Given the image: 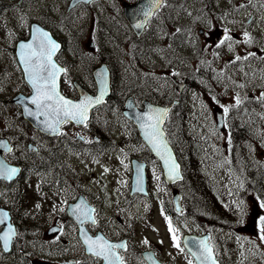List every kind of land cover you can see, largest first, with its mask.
Segmentation results:
<instances>
[{
    "label": "rangeland",
    "instance_id": "374dc122",
    "mask_svg": "<svg viewBox=\"0 0 264 264\" xmlns=\"http://www.w3.org/2000/svg\"><path fill=\"white\" fill-rule=\"evenodd\" d=\"M125 1L133 0H94L66 11L68 0H0V119H19L12 104L4 102L26 89L8 49L33 20L44 22L65 42L62 57L71 64L67 78L77 75L88 86L87 70L98 63L96 58H107L115 82L113 97L91 119L89 140L93 144L104 139L111 126L110 136L121 140L99 154H95L102 148L98 143L80 155L67 148L60 150L57 144L51 155L40 153V162L50 171L39 173L38 186L50 188V193L34 189L40 203L31 206L28 217L50 220L64 205L67 185H81L100 204L99 222L107 235L123 232L131 239L126 253L129 264H145L139 253L145 247H155L166 264H195L179 245L174 246L167 213L183 231L208 232L221 264H264L260 239L264 219V0H166L141 41L129 37L122 20ZM248 15L252 18L247 23ZM226 34L231 39L225 40ZM182 79L180 103L172 109L165 128L188 165L190 179L197 174L198 183L205 176L206 184L202 198L192 194L187 200L190 210L175 216L171 199L175 188L164 184L157 161L147 151L144 155L141 143L129 135V124L114 98L125 91L171 99L177 95L174 81ZM62 85L74 94L66 78ZM218 112L223 113L221 129L216 127ZM86 129H66L62 137L74 139ZM94 135L99 138L93 140ZM130 153L146 157V199H124L129 191ZM51 178L52 184L43 183ZM29 237H21L27 241L26 249L37 245L39 252L50 254L48 245L40 239L30 243ZM69 242L83 256L77 236L72 235ZM20 246L18 242L16 247ZM21 256L13 261V255L0 253V264H28Z\"/></svg>",
    "mask_w": 264,
    "mask_h": 264
},
{
    "label": "flooded vegetation",
    "instance_id": "af4514ba",
    "mask_svg": "<svg viewBox=\"0 0 264 264\" xmlns=\"http://www.w3.org/2000/svg\"><path fill=\"white\" fill-rule=\"evenodd\" d=\"M20 1L22 0H19V2ZM39 22L47 26L44 22ZM27 33L28 29L24 35L13 38V43L15 44L21 39H27ZM60 42L62 45L60 52L57 54V59L60 64L67 69L71 64H68L63 59L62 51L65 49V42L62 39H60ZM8 50L11 53L13 61L17 64L14 46H10ZM28 92L29 89L26 87L25 93ZM12 98L11 96L5 99L4 102L8 105L12 104L11 106L13 109L18 111L19 107L14 104ZM93 117L94 116L82 127L84 129L87 128L84 130V133L82 135L76 134L74 139L72 137L63 139L62 137L66 129L77 127L70 123H65L61 127V134L56 137L40 133L38 129L33 127L26 119H20V117L19 119H0V142L7 145V148L0 147L1 161L8 167L18 170L11 179L0 176V212H3L1 209L7 210L6 213L8 214L9 222L14 226L16 233L12 239L10 250L5 253L0 247L1 254L6 256L13 255L15 258L13 261L19 258L18 254H21V258L28 264H79V258L81 257L79 255L80 253L74 252L69 242L72 235H78L79 225L67 212L68 204H72L78 198L83 202L82 207H86V204H89L95 210L93 216L96 220V224L93 225L90 221L86 222L83 225L84 229L92 235L99 231L103 232V226L101 222H99L101 206L97 203L95 196H93L90 191L85 190L81 185H67L65 191L67 196H65V200L63 201L64 205H61L63 211L60 209L58 214L50 220L40 221L34 216L28 217V211H32L30 209L31 206H36L40 203L39 197L35 194V190L39 193H44L43 188L38 186L39 173L50 171L45 169L48 167L46 164L40 162L42 155L40 153L51 155L56 144L60 150L67 148L68 151L75 154L85 153L89 149L92 151L95 149L97 143L99 146L106 144L105 149L111 148L112 142L109 133H105L104 139H100L98 135H94L93 140L99 139L95 140L93 144L92 141L89 140L91 133V126L89 125L91 119H95V117ZM102 149L103 148L98 149V151ZM52 181V178L44 179L43 183L52 184ZM47 190L49 191L50 188H47ZM135 197L134 195H128L126 198ZM73 207L74 206H72L71 211ZM1 230L2 225H0V231ZM27 236L31 237L30 243H33L34 240L37 242V240L40 239L38 242L48 245L50 248L47 251H50L51 255L39 252L37 245L30 250L26 249L27 241L21 237L27 238ZM122 237L126 238V236L122 234L119 237L115 236L114 239H120ZM18 242L21 245L19 248L16 247ZM79 246L81 250H83L80 240ZM125 253L126 251L124 254ZM154 253V255L157 256L155 251ZM41 256H46V259H41Z\"/></svg>",
    "mask_w": 264,
    "mask_h": 264
},
{
    "label": "snow or ice",
    "instance_id": "6c2138e0",
    "mask_svg": "<svg viewBox=\"0 0 264 264\" xmlns=\"http://www.w3.org/2000/svg\"><path fill=\"white\" fill-rule=\"evenodd\" d=\"M160 0H155L153 7L159 6ZM145 17L151 15V11L144 13ZM143 23H137L136 28H143ZM227 32V30H225ZM37 33L39 35H37ZM248 43H251V37L248 33H244ZM231 39L227 34L225 40ZM224 43V41H221ZM59 45L53 41L48 33L42 32L36 28L33 30V41L28 43L20 44V57L21 62L24 65V72L27 77V82L32 88L33 94L30 98H27L25 102L35 105L36 111L33 112L30 109H26L28 115L44 117L43 123L45 124L46 130H50L53 133H58L59 128L62 124L70 121H75L77 124H83L88 119L89 109L94 105L100 104L105 94V89H101L100 95L96 97L84 96L77 102L64 97L58 91V78L61 73H66V69L59 67L54 61L53 56ZM249 56L254 53H249ZM248 57H244L247 59ZM237 60L241 57L237 56ZM239 103V101H237ZM132 105H129L131 108ZM227 113L228 109H224ZM166 109H150L147 113H136L134 118L144 131L145 139L151 145L152 150L156 151L157 154L164 160L165 166L169 168V178L178 176L176 171L177 165L174 162L169 166L171 159L170 153L168 152L167 144L164 141V133L162 130L163 118L166 115ZM0 147L7 148L6 144L0 142ZM10 150V149H9ZM18 170L16 168L8 167L2 161H0V176L11 179ZM107 171V169H106ZM158 178V177H157ZM142 177L138 174L137 176V190L143 191L141 186ZM81 204H77L72 209V214L76 216L77 221L83 226L86 222H91L93 225L96 224V220L93 216L94 209L82 207ZM39 207V205H37ZM63 211V209H61ZM6 212H0V223H4L7 219ZM167 219V218H166ZM261 236L260 239L264 242V219L261 220ZM169 232H173L171 224L169 223ZM15 230L9 224L8 229L2 235H0V241L3 242V247L8 248L10 241L15 236ZM81 236L83 243L86 246V250L92 255L102 258L105 264H123L122 259L117 254V249L123 248L124 244H112L107 241L103 236H96L95 238L90 237L86 234L83 227H81ZM174 246L176 237L173 235ZM146 242V241H145ZM200 253L197 256L203 257V261L211 260L212 249L207 245L206 241H199ZM193 255H197L193 252ZM191 264V261L189 262ZM215 264V261H212Z\"/></svg>",
    "mask_w": 264,
    "mask_h": 264
},
{
    "label": "water",
    "instance_id": "95a60500",
    "mask_svg": "<svg viewBox=\"0 0 264 264\" xmlns=\"http://www.w3.org/2000/svg\"><path fill=\"white\" fill-rule=\"evenodd\" d=\"M77 1H79V0H71L70 6H72ZM80 1L87 2L89 0H80ZM160 2H161V0H160ZM154 3H155V0H138L137 2H135L133 4H126L125 5V7H124L125 17L127 18L129 23L131 24V26H132V28H133V30H134L136 35H140L141 34L144 26H143V28H139L138 29V28L135 27V25L137 23H143V25H145L147 19L152 15L154 10H156L158 8V6L157 7H153ZM159 5H160V3H159ZM148 11H151V15L145 17L144 13L148 12ZM36 28L40 29L42 32L48 33V36L53 41H55L60 47V43L53 39V37H52L51 33L49 32V30L40 27L36 23H32L31 24V26H30V38L28 40H26V41H19L16 44V55H17V58L19 60L20 67L22 69V72H23V75H24V79H25L26 82H27V77L25 75L24 65L21 62V57H20V53H21L20 44L21 43L32 42L33 41V30L36 29ZM37 35H39V34L37 33ZM58 50H59V48L56 50L55 54L57 53ZM53 61L55 62L54 56H53ZM93 75H94V78H95V80L97 82V86H98V90H97V93L95 95L88 94L85 90H83L81 87H79L77 85L78 98L77 99L67 98V99H70V100H72L74 102H77L80 99H82L84 96L96 97V96L100 95L101 89H105V94H104L103 100H102V102H104L106 100V96L109 93V74H108V69H107L106 65L102 64L101 66L96 68L94 70V72H93ZM57 83H58V91H59V78H58ZM181 86H182V83L179 84V89L181 88ZM30 88H31V86H30ZM32 94H33V92H32V88H31V93L29 95L24 96L22 94H19V95H17L14 98V100L17 103H19L21 105V107H22V115H23V117L25 119H28L30 121V123H32L33 126L37 127L43 133H49V134H54V135L58 134L59 132L58 133H53L50 130H46L45 124L43 123L44 117H42V116L37 117V116L28 115V112L26 111V109H30L33 112L36 111L35 105H32L30 103L25 102L26 99L30 98ZM174 102H176V101H174ZM142 103H143V107L142 108H138L133 103L132 99L130 97H128L126 99V101H125V106L123 108V113L128 119H130L135 124V126H136V128L138 130V134H139L140 138L147 145V147L149 148L151 153L159 160L160 166H161V169H162V173H163V177H164L165 181L168 184H172V183L182 179V173H181L180 163L178 162V160H177V158L175 156V153H174L170 143L168 142V140L166 138L165 131L163 129V124H164V121L166 119V116L169 113L171 105H160V104L152 103L149 100H143ZM129 105H132V107L129 108ZM150 109H166L167 110V113H166V115L163 118V124L161 126L162 130H163V133H164L163 139H164V141L167 144L168 152L170 153V157H171V159L169 161V166L171 165L172 162H174L175 165H177L176 171L178 172V176H176L174 178H171V179L169 178V168L165 166L164 160L161 159V157L157 154V152L152 150L151 145H149L148 141L145 139L143 129L141 128L140 124H138L136 122V120L134 118V114H136V113H147V112H149ZM90 110H91V108L89 109L88 116H89ZM217 116H218V118H217L218 127H221L222 126L221 114H217ZM72 122H75V121H72ZM83 124H85V123H83ZM138 174L142 177L141 186L143 188V191H138L137 190V176H138ZM145 184H146L145 163L137 162L135 160H132L131 192L138 191L140 193H142V192L144 193L145 192ZM173 203H174V206H175V210L180 212L181 204H180V194L179 193H176V194L173 195ZM77 204H79L78 201L73 206H75ZM71 208H72V206H70L68 208V213H69V215H71L77 221L76 216H74L72 214ZM86 234L88 236H90L87 232H86ZM0 235H2V233ZM79 236H80V239H81V241L83 243V239H82V236H81V227H80V231H79ZM97 236H100V235L98 234ZM90 237H92V236H90ZM95 237L96 236H94L93 238H95ZM201 240L206 241L207 245L212 249L211 245L208 242V235L206 233L203 234V235H199V236L198 235H194V234H192V235L191 234L190 235L186 234L182 238V243H183V246L187 249V251L193 256V258H194V260L196 261L197 264H212L213 260L215 261V264H219L218 260L216 259L215 255L213 253V249H212V258H211V260L203 261V257L202 256H200L199 259L197 258V256L200 253L199 241H201ZM1 243L3 245L2 241H1ZM84 246H85V244H84ZM8 248H9V245H8ZM7 249H5V250H7ZM85 250H86V246H85ZM86 252H88V251L86 250ZM193 252H196L197 255H193ZM144 257L146 258L148 264H159L151 256V254L149 252L148 253H144ZM102 261H103L102 264H105L103 259H102ZM117 264H119V262H117Z\"/></svg>",
    "mask_w": 264,
    "mask_h": 264
},
{
    "label": "trees",
    "instance_id": "16d2710c",
    "mask_svg": "<svg viewBox=\"0 0 264 264\" xmlns=\"http://www.w3.org/2000/svg\"><path fill=\"white\" fill-rule=\"evenodd\" d=\"M144 94H146V93H144ZM146 97L154 99V96L151 94H146ZM176 106H174L173 109ZM168 119H167V121H168ZM181 163H182V170H183L184 178L177 187L179 188V190L182 193V199H183L184 204H187V200L191 199L192 194H194L197 197L202 198L201 196L203 194L201 193V190H203L205 188L206 181H205V176H204V178H200L199 182L197 183V180L199 179V176L197 174H195L192 177V179H190L188 165L182 159V157H181ZM198 172L201 173L202 171L199 169ZM204 200H207V199L204 198ZM202 202L208 203V201H203V200H202Z\"/></svg>",
    "mask_w": 264,
    "mask_h": 264
}]
</instances>
